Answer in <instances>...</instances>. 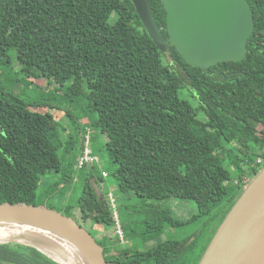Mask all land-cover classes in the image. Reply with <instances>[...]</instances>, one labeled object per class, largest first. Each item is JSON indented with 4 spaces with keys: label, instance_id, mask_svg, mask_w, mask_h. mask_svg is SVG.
I'll return each mask as SVG.
<instances>
[{
    "label": "trees",
    "instance_id": "1",
    "mask_svg": "<svg viewBox=\"0 0 264 264\" xmlns=\"http://www.w3.org/2000/svg\"><path fill=\"white\" fill-rule=\"evenodd\" d=\"M148 1L168 35L161 0ZM249 2L255 31L246 56L200 68L171 43L162 52L132 0H0V64L13 65L33 81L45 78L66 89L71 101L86 97L87 108L97 114L92 123L108 135L105 148L121 192L196 203L198 213L187 221L157 208L152 219H143L140 236L157 238L167 226L209 216L186 240L165 239L147 250L122 247L101 187L104 175L89 171L74 209L92 234L90 228H101L102 241L95 238L107 260L198 264L249 180L264 167V0ZM184 87L197 105L180 94ZM64 118L80 131L83 147V136L92 129L71 105L30 103L0 86V203L39 204L42 178L62 172V158L76 146ZM61 180L69 177L64 173ZM58 181L47 186L48 196H64ZM72 208L63 213L71 215ZM0 264L59 263L31 244L0 243Z\"/></svg>",
    "mask_w": 264,
    "mask_h": 264
},
{
    "label": "water",
    "instance_id": "2",
    "mask_svg": "<svg viewBox=\"0 0 264 264\" xmlns=\"http://www.w3.org/2000/svg\"><path fill=\"white\" fill-rule=\"evenodd\" d=\"M132 1L157 47L167 53L171 43L194 67L240 61L248 52L255 31L249 0H161L167 12L168 35L154 19L148 0ZM92 181L101 196L99 184ZM8 224L50 231L62 240L16 237L0 243L30 244L22 239L31 240L35 243L31 245L59 264L70 260L72 264H115L107 260L103 245L87 227L56 208L25 201L0 203V228ZM198 264H264V167L221 222Z\"/></svg>",
    "mask_w": 264,
    "mask_h": 264
},
{
    "label": "rangeland",
    "instance_id": "3",
    "mask_svg": "<svg viewBox=\"0 0 264 264\" xmlns=\"http://www.w3.org/2000/svg\"><path fill=\"white\" fill-rule=\"evenodd\" d=\"M34 79L35 80L33 81L32 78L25 77L22 73L18 72L13 65L5 66L0 64V86L3 85L7 88H10L13 93L20 96L22 99H25L30 103H43L48 101L55 103L64 109L71 105L72 109L76 111L81 121L90 123L89 127L92 129L91 146L94 155L100 158L98 162L91 163L83 169L78 168L77 161L81 156L80 152L83 148L82 138L79 133L80 131L76 129L71 121H66L64 118V123L62 120H60L61 123L63 122L64 126H66L67 123L69 124L70 130L75 136L76 146L71 152L70 156L62 158V172H52L42 178L40 189L38 191L39 197L37 202L39 204H45L49 207L56 208L61 212H66L70 206H73L71 215L69 216L79 218V215L76 213L74 208L83 190L87 172L92 171L96 175L100 176L102 175L103 171H105L107 172L108 176H102L103 182H101V187L106 198L108 197L109 193H114L118 200L117 207L119 211L120 222L123 230L125 231V239L121 243L122 247H128L131 248V250H147L157 245V243L161 242L162 240L164 241L165 239L186 240L192 237L202 227L204 221L209 219V216H202L194 221L187 222L184 225L176 227L167 226L163 233L157 238L141 237L140 232L144 229L143 219H152V216L155 214L157 208H168L172 211L173 216L179 220L187 221L189 218L198 213L196 203L191 199L182 198L144 200L136 197L131 192H121L114 176L116 167L110 162L107 149L105 148L108 135L103 133L101 129L96 126V124L92 123L96 122L97 114L93 113L87 108L86 97H75V99L71 101L69 97L64 96L66 89L58 90L59 88L56 84H47L48 81L45 78ZM190 91V88L184 87L179 92L183 97L188 96L193 101L194 98L192 99V96L189 93ZM193 103L197 105L195 100ZM58 112L59 113H56V116L60 117L61 119L64 116L62 114L63 112ZM61 115L63 116L61 117ZM201 117L203 118V115H201ZM62 154L63 153H61V155ZM224 162L227 166L229 164V159L226 157ZM64 173L69 177V180L66 183L65 181L61 180V176ZM59 179L60 181H63L62 186L64 187L63 189L59 187V189H62L60 191L61 193H65L64 196L61 194H58L55 197L48 196L49 192L46 191L47 186H49L52 182L58 181ZM108 199L110 198L108 197ZM86 224L89 225L90 223L87 222ZM99 229H101L99 226H95L93 229L90 228L98 241H102L100 238L101 232L98 231ZM113 240L116 241L117 238L114 237ZM24 241V243H26L27 239H24Z\"/></svg>",
    "mask_w": 264,
    "mask_h": 264
},
{
    "label": "built area",
    "instance_id": "4",
    "mask_svg": "<svg viewBox=\"0 0 264 264\" xmlns=\"http://www.w3.org/2000/svg\"><path fill=\"white\" fill-rule=\"evenodd\" d=\"M92 136L90 132H87L84 136H83V152L82 155L79 157L78 159V164L77 167L78 168H83L85 166H88L91 163H95L98 162L100 160L99 157L94 155L92 146H91V140ZM259 162H261L262 160L259 158L258 160ZM103 175L107 176V172L103 171ZM250 181V180H249ZM108 197L110 198V203L113 207V212H114V219L116 221V233L119 234L120 238L122 240H124V230L122 228L121 222H120V217H119V211H118V207H117V198L114 195V193H109Z\"/></svg>",
    "mask_w": 264,
    "mask_h": 264
},
{
    "label": "bare ground",
    "instance_id": "5",
    "mask_svg": "<svg viewBox=\"0 0 264 264\" xmlns=\"http://www.w3.org/2000/svg\"><path fill=\"white\" fill-rule=\"evenodd\" d=\"M0 241H6V240H10V239H15L16 237H29V238H40L43 239L45 241H48L47 239L52 238L53 240L56 239L58 241H61L62 239H57V237L55 236V234L51 233L50 231H40V230H36L33 228H29L26 226H21L18 224H8L6 227L4 228H0ZM23 235V236H20ZM24 240V239H23ZM27 242L30 244H35L34 242H32L31 240L27 239ZM68 247H70L68 245ZM65 251H68V249H66L65 247H63ZM69 253V251H68ZM71 262V263H70ZM70 264H72V261L70 260ZM68 263V264H69Z\"/></svg>",
    "mask_w": 264,
    "mask_h": 264
},
{
    "label": "clouds",
    "instance_id": "6",
    "mask_svg": "<svg viewBox=\"0 0 264 264\" xmlns=\"http://www.w3.org/2000/svg\"><path fill=\"white\" fill-rule=\"evenodd\" d=\"M92 136V135H91ZM251 180V179H250ZM124 239H125V236H124ZM122 240V239H121Z\"/></svg>",
    "mask_w": 264,
    "mask_h": 264
}]
</instances>
